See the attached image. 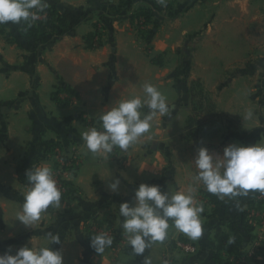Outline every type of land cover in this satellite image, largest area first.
Returning <instances> with one entry per match:
<instances>
[{
	"label": "crops",
	"instance_id": "obj_1",
	"mask_svg": "<svg viewBox=\"0 0 264 264\" xmlns=\"http://www.w3.org/2000/svg\"><path fill=\"white\" fill-rule=\"evenodd\" d=\"M115 2L120 0H46L45 11L62 9L61 26L68 30L55 31L50 39L29 41L17 36L9 23L0 24V254L9 249L15 254L27 244L59 250L64 264H144L145 257L151 264H264V258L251 251L258 228L242 245L240 255L223 252L222 262L212 259L207 244L229 234L228 221L237 214L234 198L221 200L208 192L220 204L207 196L200 214L203 234L198 240L181 233L169 220L166 239L153 243L143 255L132 252L119 214L121 203L135 202V189L141 183L158 185L162 192L188 193L195 188V195L206 194L194 179L198 171L194 159L201 146L222 155L232 143L264 142L256 89L259 63L251 58L250 50L223 65L214 64L209 73L202 72L204 62L199 60L211 44L220 43L222 30L233 27L241 31L243 20L250 24L262 19L264 0H166L167 14L159 13L161 5L156 0H127L120 4L121 10ZM187 2L190 6L180 12L181 3ZM148 5L162 19L150 40L138 37L130 23L133 10ZM100 23L108 36L100 47L89 48L85 38ZM9 33L14 35L9 38ZM245 35L250 37L251 29L246 28ZM189 50L193 59L190 71L179 69L183 62L179 53ZM261 75L264 78V72ZM198 79L203 85L200 98L211 100L216 108L205 120L196 119L199 109L194 99L198 97L191 90ZM145 83L153 84L166 97L169 113H157L149 132L127 151L114 148L110 154L90 153L82 132L100 129V114L120 99H143ZM63 85L71 89L65 93L74 102L53 98ZM248 111L253 113L252 119L244 120ZM148 112L146 106L141 109L142 116ZM48 142L59 144L67 156L78 154L81 164L68 178L70 194L61 199V207L49 206L34 228H26L16 217L30 185L20 181L19 170L51 167ZM117 177L120 188L112 192L108 184ZM94 213L115 232L112 246L102 254L90 247L86 229ZM49 232L58 233L61 242L51 244ZM178 238L191 242L195 252H180L175 245Z\"/></svg>",
	"mask_w": 264,
	"mask_h": 264
},
{
	"label": "clouds",
	"instance_id": "obj_2",
	"mask_svg": "<svg viewBox=\"0 0 264 264\" xmlns=\"http://www.w3.org/2000/svg\"><path fill=\"white\" fill-rule=\"evenodd\" d=\"M156 2L162 7L167 6L166 0ZM46 7V0H0V24L11 22L30 28ZM143 92V99L139 96L120 99L103 111L99 116L100 129L93 127L82 132L81 138L90 153L110 154L114 148L127 151L149 132L150 122L157 113H169L166 97L153 84L145 83ZM145 106L149 112L142 116L141 109ZM252 116L253 113L248 111L243 119L250 120ZM194 163L198 170L194 178L196 187L202 185L221 200L247 196L249 191L264 194V142L232 143L224 148L222 155L201 146ZM26 177L30 187L24 193L22 211L16 219L26 228H34L49 206L61 207L62 193L48 166L32 167L27 170ZM120 183L117 177L108 184V189L118 192ZM195 190L190 189L188 193L162 192L158 185L141 183L135 189V202L125 201L119 205V214L124 218L121 228L134 254L143 255L153 243L163 242L167 237L169 220L192 240L202 236L200 214L204 207L195 202ZM47 236L51 244L61 242L58 233L49 232ZM228 243H234V239L230 238ZM112 244L113 239L106 232L91 236L90 247L97 254L104 253ZM0 264H64V258L59 250L50 246L37 248L26 244L15 254L11 249L0 254ZM144 264H151V260L145 257Z\"/></svg>",
	"mask_w": 264,
	"mask_h": 264
},
{
	"label": "rangeland",
	"instance_id": "obj_3",
	"mask_svg": "<svg viewBox=\"0 0 264 264\" xmlns=\"http://www.w3.org/2000/svg\"><path fill=\"white\" fill-rule=\"evenodd\" d=\"M127 0H120V2H115L118 5L119 10H121V5L124 2H126ZM129 1V0H128ZM111 4V2H109ZM168 3V2H166ZM128 4V3H126ZM191 3L187 2V3H181V8H179L180 12L185 11V9L190 6ZM146 5V4H145ZM159 6V4H158ZM140 7H138L135 11L133 10V12L130 14L131 16V25L132 28L135 30L136 34L138 35V37L146 39V40H150V37L152 36L153 31L159 26L162 21V19L160 20L159 16H156L157 13L155 14L157 9H153L154 7L151 5L145 6V8H143L144 11L147 10V12L149 11L150 16L147 18L143 15H140L139 18H136V14L139 13ZM169 10V6L167 5L166 7H162L161 6V10L159 11L160 14H167L166 11ZM264 10V8H263ZM113 12H117L116 10L112 9ZM111 11V12H112ZM180 13H178L179 15ZM246 21V20H243ZM242 21V30H234L233 27H229L230 29H224L223 34L221 36V41L220 43L215 42L213 44L210 45V47L208 48L207 52L204 54H201L199 57V60H202V63L204 62V66H203V71L202 68L200 69L203 73H209L211 71V67L215 66L216 64H220L223 65L225 62H227L228 60L234 59L237 56H241L242 54H244L246 51L250 50L249 54H252L251 58L257 60V62L259 63V71L260 74L258 75L257 78V84H256V89H257V94H258V112H259V121L263 122V116H264V78L262 77L261 74H263L264 72V68H262L260 65L263 64L264 65V17L262 19H259L258 21H251L250 24L244 23ZM249 22V21H248ZM37 24V22H34V24ZM10 29H13L14 32H18L17 36H20L21 38H25L26 40H33L36 39L37 37H30V36H26L21 29H16L15 26H13L11 24V22H9ZM246 24L249 25L246 26ZM62 25V24H61ZM59 25V26H61ZM62 27V26H61ZM100 29V31L102 32V38L106 36H108V33L106 28L101 26V23L98 26ZM158 27V28H159ZM246 28H249V31L251 29V36H247L245 35V30ZM106 33V34H105ZM12 34L14 35V33H9V38H11ZM48 38V36H46ZM104 38V40H105ZM10 40V39H8ZM241 42V43H240ZM37 43V42H36ZM193 44V43H192ZM190 45V47L192 48L193 45ZM34 45V44H33ZM36 45V44H35ZM251 47H250V46ZM99 47V46H98ZM250 47V49H249ZM235 49V50H233ZM188 54V55H187ZM192 55V50H189L186 52L181 51L179 53V60H183V62L180 64L181 68L179 69H185V70H189L191 69V65H192V61L193 59H190ZM180 57H182L180 59ZM193 58V57H192ZM215 64V65H214ZM200 67H198L199 69ZM199 70V72H200ZM257 74V73H256ZM61 87L57 88L54 92L58 91V100L59 101H63V98L61 97L62 94L65 93V91L63 89H60ZM191 90L195 93V95L198 97L194 99V106H196L199 109V113L197 112L196 115V119H204L208 116H212L216 113V108L215 106H213L212 101L209 100V102H207L206 99L204 98H200L202 95V90H203V85L202 83L198 80H194L192 82L191 85ZM202 108H204V112L202 111ZM211 120V119H210ZM211 127H213V121L210 123ZM263 124V123H262ZM202 125V124H201ZM206 125V124H205ZM259 128H262L259 127ZM214 130V129H213ZM203 133V132H201ZM211 134V132H209ZM54 165H52L50 168H53ZM77 171V170H76ZM75 171V172H76ZM75 172L71 173V175L68 176L72 177L74 176ZM26 175V171L24 172ZM67 178V179H68ZM20 181L23 184H28V180L26 181V178H20ZM27 182V183H26ZM68 189H67V193L70 191V182L68 180ZM64 192V191H63ZM62 192V193H63ZM67 193H64L62 195H67ZM70 194V193H68ZM248 201L245 203L244 205V209L247 212L248 215V209H250V207H254L257 208L259 210H262L264 212V198L260 199L262 194L260 192H253L250 191L248 193ZM207 196L204 193H198L197 195H195V201L197 203V205L199 204H203V206L205 207V204L207 203ZM61 199H63V197H61ZM202 199V201H200ZM206 199V200H205ZM99 214L98 213H94L91 214V217L88 219L87 223H86V229L88 230V232L90 233V236H94L92 229L94 230L96 228V232L100 233L102 231V224H104L103 229L106 230V233L108 235H114V229H112L111 225H109V223L105 222L103 219H98ZM247 220L249 221L248 217ZM253 225V224H252ZM254 228H256L255 226H253ZM85 229V230H86ZM86 230V231H87ZM259 230V234L261 232V229L258 227ZM257 238V237H255ZM254 238V239H255ZM253 239V240H254ZM260 240V238H259ZM182 241L181 238H178L175 241V244ZM253 242V241H252ZM261 248L259 247V245H257V242L252 243L251 245V251L255 250L257 251V256L263 257L264 258V242H261ZM178 249V248H177ZM180 252L181 250L178 249ZM252 254V253H251ZM173 262V261H172Z\"/></svg>",
	"mask_w": 264,
	"mask_h": 264
},
{
	"label": "trees",
	"instance_id": "obj_4",
	"mask_svg": "<svg viewBox=\"0 0 264 264\" xmlns=\"http://www.w3.org/2000/svg\"><path fill=\"white\" fill-rule=\"evenodd\" d=\"M61 10V11H60ZM57 10V9H52L48 10L47 18L44 21H37L38 25L33 23L32 27L28 28L26 25L23 24H12L13 26L16 27V29H21V31L26 35L32 37H37V38H43L48 36V39H50L53 35V32L58 31L56 33L61 34L63 32H67L68 30L66 28L62 29V27H59L61 23L64 20V15L62 13V9ZM140 15H143L145 17H149L150 13L149 11L147 12L143 10H139V13L136 14V18H139ZM98 25L96 26V30L92 32L91 34L87 35L85 38V42L87 47L89 48H94L95 45L97 47L103 45L104 42H101L102 39V32ZM2 33L5 34L4 29H1ZM52 35V36H51ZM96 37L99 38V41L97 44H94ZM60 89H63L64 91L71 90L68 86L63 85L61 86ZM53 98L57 101L58 100V91L53 93ZM54 146V142H48L47 144V152L50 153L52 151V148ZM25 173L22 172V170H19V176L20 178H26ZM28 182V181H27ZM26 182V183H27ZM250 192V191H249ZM254 192V191H253ZM257 192V191H255ZM206 196H211L208 192L205 191ZM248 196H238L235 197L234 199L236 200L237 203V214H235L234 217H232L228 221V227H229V234H225L222 239H219L217 241H209L207 244V248L209 251L212 253V259L215 262H222V253H230V254H236L240 255L241 254V247L245 242H249L253 238V230L254 227L250 222L247 220V212L244 209L245 203L248 201ZM64 198V195H62ZM212 203H215V205H219L220 201L216 200L215 197L211 196L209 197ZM230 238L234 239V243L229 244L228 241ZM184 241H187L184 238H181ZM227 264H230L226 261Z\"/></svg>",
	"mask_w": 264,
	"mask_h": 264
},
{
	"label": "built area",
	"instance_id": "obj_5",
	"mask_svg": "<svg viewBox=\"0 0 264 264\" xmlns=\"http://www.w3.org/2000/svg\"><path fill=\"white\" fill-rule=\"evenodd\" d=\"M47 14H48V11H45V10L39 13L40 18L38 20L40 21L46 20ZM98 41H99V38L96 37L94 44H97ZM102 41H103V38L101 39V42ZM94 47H97V45H95ZM61 97L63 98V101H66V102L75 101L74 97L69 93H64L61 95ZM49 156L53 160L54 166L51 169L53 172L54 179L57 183V187L60 189L61 193L64 191L62 194L67 193V189H68L67 187L68 179L67 178L69 175H71V173L75 172L78 169V166L81 164L80 157L76 153H73L72 155H68V156L65 155L63 153L61 146L56 143L54 144L52 151L49 153ZM262 198H264V194H262L260 199ZM200 201H202V199ZM248 210L249 211H248L247 217L249 219L250 224H253V226H255L256 228L259 227L261 229L260 234L258 233V235L256 236L257 238L253 240V243L257 242V245H259V247L261 248V245H262L261 242H264V212L262 210L254 208L253 206L250 207V209ZM103 226L104 224H102L101 232H106V230L103 229ZM92 232L94 235L99 234L96 232V228L94 230L92 229ZM109 236L114 238L113 234ZM175 245H176V248L180 249L181 252L184 253L185 255H191L195 252V246L191 242L182 240L176 243ZM168 264H174V262L169 261Z\"/></svg>",
	"mask_w": 264,
	"mask_h": 264
}]
</instances>
